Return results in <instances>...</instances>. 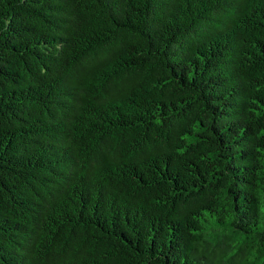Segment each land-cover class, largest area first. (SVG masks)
I'll use <instances>...</instances> for the list:
<instances>
[{"label":"trees","instance_id":"obj_1","mask_svg":"<svg viewBox=\"0 0 264 264\" xmlns=\"http://www.w3.org/2000/svg\"><path fill=\"white\" fill-rule=\"evenodd\" d=\"M0 264H264V0H0Z\"/></svg>","mask_w":264,"mask_h":264}]
</instances>
